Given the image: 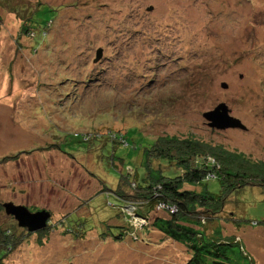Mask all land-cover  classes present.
<instances>
[{"label": "rangeland", "instance_id": "1", "mask_svg": "<svg viewBox=\"0 0 264 264\" xmlns=\"http://www.w3.org/2000/svg\"><path fill=\"white\" fill-rule=\"evenodd\" d=\"M71 1L40 4L37 22L57 17L35 49L32 37L19 34L22 14L36 9V0H0V203L47 209L52 223L64 216L73 233L49 231L41 244L33 236L4 264H185L184 248L158 243V232L149 238L159 248L133 244L129 234L122 242L105 234L146 224L117 192L130 190L135 171L158 165L145 150L164 134L192 132L264 161V0ZM129 31L138 43L125 47ZM221 102L247 130L208 125L203 113ZM126 125L130 146L110 141ZM158 209L152 221L168 216ZM230 210L237 220L230 233L241 228L247 251L264 264L263 186L232 195L224 212ZM16 222L0 212V225L20 234ZM241 249L229 252L230 261L252 264Z\"/></svg>", "mask_w": 264, "mask_h": 264}, {"label": "trees", "instance_id": "2", "mask_svg": "<svg viewBox=\"0 0 264 264\" xmlns=\"http://www.w3.org/2000/svg\"><path fill=\"white\" fill-rule=\"evenodd\" d=\"M42 2L45 0H36L37 8L31 10L28 15L20 12L27 17L22 23L19 36L32 37L35 41V49L38 45L44 44V33H46L44 29H47L49 22L57 17L42 23L37 22L33 16L39 10L38 7ZM71 2L74 5V0ZM48 5L49 11H52V5ZM14 7L19 12L16 6ZM38 38L42 41L38 42ZM94 63L91 64L94 66L92 69L99 64ZM90 74L94 75L95 72ZM91 77H89V81L94 79L92 75ZM168 96L176 98L171 94ZM135 126L139 127L138 124ZM128 127L126 125L122 131L117 132L108 130L114 135V137L109 136L110 141L121 144V146H130L126 131ZM152 139L153 142L149 144V148L145 152L148 153L146 155L148 161L154 158L158 165L153 163L152 166H145L146 171L142 174L135 171V180L129 182L128 178L124 179L128 181V188L131 191L119 190L117 192V195L121 197H129L127 200L133 204L131 208L138 216L137 220H146V224L136 228L129 224L128 220L132 216L127 213L124 205L120 212L125 216L128 226L125 229L118 227L117 232L105 234L112 235L115 241L119 240L120 242L125 241L129 234L133 244L141 242L143 245L151 244L154 246L153 248H159L156 246L158 243L163 244V241L171 240L184 248L187 254L185 264H233L230 261L229 252H234L238 247L242 248L241 252H247L252 257V264H256V258L247 251L245 240L242 235H239L241 228L235 229L237 233L229 231L230 228H233L232 220L237 221L234 210L224 212V208L231 200L232 195L240 192L245 186L258 185L264 188V161L250 158L239 151L227 150L221 144L207 142L196 137L192 132L185 135L164 134L156 138L152 137ZM163 161L165 162L163 163ZM167 166L170 168L175 166L179 169V173L176 175L167 174L165 172L166 169H169ZM211 181L218 182L217 189L209 187ZM158 207L161 209L160 212H165L168 216L157 215L152 221L151 216L159 212ZM2 211H5V208L3 203H0V212ZM47 212L51 216L46 226L36 230L30 229L27 225H19L18 220L9 215L17 221V226L22 227V232L17 234L16 230L11 227L0 225V264H4L6 258L24 242L29 243L33 236L41 244L44 236L48 240L51 238L49 231H60L63 235L69 234L70 231L64 227V216L59 223H52L53 213L49 210ZM252 223L259 224L258 221H252ZM154 232L160 233L163 240L155 244L152 243L149 237ZM72 234L70 232V236L73 237ZM75 236L80 235L76 234ZM144 241L145 243H143ZM56 264L58 263L56 262Z\"/></svg>", "mask_w": 264, "mask_h": 264}, {"label": "water", "instance_id": "3", "mask_svg": "<svg viewBox=\"0 0 264 264\" xmlns=\"http://www.w3.org/2000/svg\"><path fill=\"white\" fill-rule=\"evenodd\" d=\"M103 54L104 48H98L94 61L98 62L103 57ZM228 86L229 84L227 82H222V87L227 88ZM203 117L207 120L208 125L213 129H248L247 125H245L240 118L230 114V109L226 102H221L214 109L204 112ZM3 206L6 214L14 216L18 220L19 225H27L33 230L46 226L47 221L51 216L47 210L33 212L27 205L16 204L13 201L4 202Z\"/></svg>", "mask_w": 264, "mask_h": 264}, {"label": "flooded vegetation", "instance_id": "4", "mask_svg": "<svg viewBox=\"0 0 264 264\" xmlns=\"http://www.w3.org/2000/svg\"><path fill=\"white\" fill-rule=\"evenodd\" d=\"M138 34V33H137ZM136 34V37H137ZM133 39V42L131 41ZM138 40L134 38V36L130 33V31L125 35L122 43L124 44L125 47H128L132 44H134L135 42H137ZM138 43V42H137ZM42 210V209H41Z\"/></svg>", "mask_w": 264, "mask_h": 264}, {"label": "built area", "instance_id": "5", "mask_svg": "<svg viewBox=\"0 0 264 264\" xmlns=\"http://www.w3.org/2000/svg\"><path fill=\"white\" fill-rule=\"evenodd\" d=\"M144 220H142L140 223H142Z\"/></svg>", "mask_w": 264, "mask_h": 264}, {"label": "bare ground", "instance_id": "6", "mask_svg": "<svg viewBox=\"0 0 264 264\" xmlns=\"http://www.w3.org/2000/svg\"><path fill=\"white\" fill-rule=\"evenodd\" d=\"M96 54H97V52H96Z\"/></svg>", "mask_w": 264, "mask_h": 264}]
</instances>
